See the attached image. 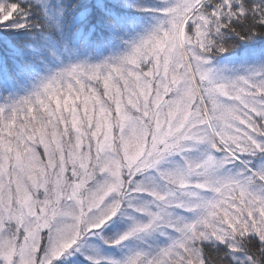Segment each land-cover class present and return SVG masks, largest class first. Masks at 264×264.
Masks as SVG:
<instances>
[{"label":"snow or ice","instance_id":"6c2138e0","mask_svg":"<svg viewBox=\"0 0 264 264\" xmlns=\"http://www.w3.org/2000/svg\"><path fill=\"white\" fill-rule=\"evenodd\" d=\"M0 264H264V0H0Z\"/></svg>","mask_w":264,"mask_h":264}]
</instances>
